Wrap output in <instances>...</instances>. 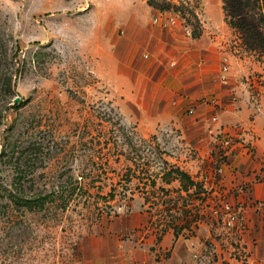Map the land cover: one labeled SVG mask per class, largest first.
<instances>
[{"label": "rangeland", "instance_id": "rangeland-1", "mask_svg": "<svg viewBox=\"0 0 264 264\" xmlns=\"http://www.w3.org/2000/svg\"><path fill=\"white\" fill-rule=\"evenodd\" d=\"M132 1L212 55L214 92L131 100L126 5L0 0V264H264V204L243 216V146L219 92L236 101L242 81L264 107V47L246 43L223 0ZM242 1L264 36V0Z\"/></svg>", "mask_w": 264, "mask_h": 264}, {"label": "crops", "instance_id": "crops-1", "mask_svg": "<svg viewBox=\"0 0 264 264\" xmlns=\"http://www.w3.org/2000/svg\"><path fill=\"white\" fill-rule=\"evenodd\" d=\"M99 1L101 6L107 8L113 4L117 6L118 3L120 6L126 5L122 19L132 47L125 50L126 59L122 62L125 69L123 74L130 79V90L127 93L131 100L135 101L146 93L154 96L152 100L155 103H161L163 99L161 104H169L180 97L191 99L208 90L214 92L216 87L210 82V74L211 69L216 70L217 61L213 64L211 54L209 56L199 52L187 35L178 32L167 22L166 29L161 27L159 20L154 21L152 18L148 22L145 20L147 15L139 14L132 0L128 4L122 0ZM147 7L150 8L148 4ZM110 14L116 19V15ZM200 55L204 56L203 61L199 59ZM113 57L116 62V55ZM238 83L234 88L240 91L241 98L236 101L227 98L222 89L219 92L225 104L220 112L221 120L227 123L230 131H237L240 145L243 146L238 157L244 168L238 173L234 184L247 182L250 185V191L242 192L243 205L246 203L244 200L248 199L243 209L244 216L248 212L254 214L256 207L264 204V176L257 177L260 161L264 157V107H259L254 99L249 98L247 83ZM257 210L263 211L264 208Z\"/></svg>", "mask_w": 264, "mask_h": 264}, {"label": "trees", "instance_id": "trees-1", "mask_svg": "<svg viewBox=\"0 0 264 264\" xmlns=\"http://www.w3.org/2000/svg\"><path fill=\"white\" fill-rule=\"evenodd\" d=\"M224 4L228 5L229 13L226 16H229L228 22L233 24L236 28L240 29L245 34V41L250 45V47H264V36L263 32L260 31L259 26L252 23V20L245 16V10L243 8L242 0H223ZM150 4V3H149ZM226 10V7H223ZM2 67L0 66V81L5 80L3 84V95H6V92L10 90V78L2 74ZM15 104V103H14Z\"/></svg>", "mask_w": 264, "mask_h": 264}, {"label": "built area", "instance_id": "built-area-1", "mask_svg": "<svg viewBox=\"0 0 264 264\" xmlns=\"http://www.w3.org/2000/svg\"><path fill=\"white\" fill-rule=\"evenodd\" d=\"M154 21L158 20L157 17L153 19ZM169 24H174V19L170 17V19L166 20ZM184 32L189 34V30L185 27ZM218 74L220 82L223 84H229L231 79V61L229 60L227 55H222L218 61ZM211 103V102H209ZM212 104V103H211ZM211 120H216V116L212 115ZM224 145H227L229 143L228 139L223 140L222 142ZM262 171H264V159L262 160ZM218 171H222V167L218 168ZM264 174H261V177H263ZM239 189L241 190H250V185L247 182L240 183ZM226 207L229 209L230 206L226 204ZM240 210V207H239ZM235 219V214L233 211H231L228 215L227 222L230 224ZM250 264H253V261L250 262Z\"/></svg>", "mask_w": 264, "mask_h": 264}, {"label": "water", "instance_id": "water-1", "mask_svg": "<svg viewBox=\"0 0 264 264\" xmlns=\"http://www.w3.org/2000/svg\"><path fill=\"white\" fill-rule=\"evenodd\" d=\"M19 99H20V97H19V96H15V97L13 98L12 102H13V103H16V102H18V101H19Z\"/></svg>", "mask_w": 264, "mask_h": 264}]
</instances>
